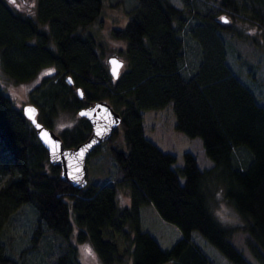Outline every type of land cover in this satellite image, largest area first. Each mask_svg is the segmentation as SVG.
Wrapping results in <instances>:
<instances>
[{"label": "trees", "instance_id": "16d2710c", "mask_svg": "<svg viewBox=\"0 0 264 264\" xmlns=\"http://www.w3.org/2000/svg\"><path fill=\"white\" fill-rule=\"evenodd\" d=\"M36 1L33 19L0 0V69L24 81L53 65L55 77L44 79L33 98L38 119L51 127L59 109L77 113L106 100L121 122L104 143L120 134L124 147L107 148L115 167L108 181L76 188L60 178L59 166L49 162L35 129L0 85V264H82L74 241L85 240L102 264H252L236 246L237 232L264 264V105L228 64L222 33L234 30L221 20L246 19L264 30V0H181L180 7L135 0L124 25L111 30L125 41L127 68L117 78L93 36L82 34L103 0ZM185 37L197 45L189 70L183 68ZM167 105L175 129L201 139L211 166L201 168L190 151L178 164L175 154L146 137L143 111ZM90 129L79 116L59 135L75 146ZM119 186L128 189L125 206L117 202ZM216 187L238 223L223 224L213 214ZM22 206L33 218L16 250L3 228Z\"/></svg>", "mask_w": 264, "mask_h": 264}, {"label": "rangeland", "instance_id": "374dc122", "mask_svg": "<svg viewBox=\"0 0 264 264\" xmlns=\"http://www.w3.org/2000/svg\"><path fill=\"white\" fill-rule=\"evenodd\" d=\"M10 8L15 11L27 14L35 19L36 0H6ZM180 7L181 0H171ZM135 3V0H103L102 10L99 17L82 29V34L89 33L96 42V51L102 62L108 68V57L116 55L124 60L120 71L127 68L125 58V41L112 35V29L124 25L128 18L127 10ZM228 23L234 33L223 32L224 41L228 42L226 48V60L232 70L249 85V88L256 95L258 101L264 105V55H262L261 45L264 46V30L246 19L234 18ZM38 26L48 30L47 23H38ZM256 45V46H255ZM185 57L184 67L189 70L194 62H197V45L195 42L185 37ZM258 71V75L254 73ZM56 69L53 65L40 68L33 77L24 81H15L8 77L0 69V85L4 92L11 98L16 108H21L27 103H34L35 98L41 91L37 88L44 79L55 77ZM258 81V82H257ZM256 82V83H255ZM261 98V99H260ZM78 114L69 109H59L52 118L51 129L60 133L63 129L71 128L78 122ZM175 118L170 105L162 109H151L143 111V126L146 137L155 142L162 150L175 154L177 163L182 162V153L190 151L197 159L201 168L211 166L212 161L205 155L201 139L199 137H189L183 132L175 129ZM104 143V142H103ZM100 144L98 150L93 155H88L86 159V176L88 182L103 183L108 181L115 172L114 163L108 152V146L123 148V141L119 135L109 143ZM117 202L119 206L129 203L128 189L119 186L117 189ZM210 206L215 217L223 224H235L240 221V217L235 210L225 201L221 189L216 187L210 199ZM33 214L29 206H22L4 224L3 230L10 236L11 245L19 250L27 241L32 225ZM243 233L237 232L234 235L236 246L242 250L243 255L252 263L259 264L251 255ZM42 241V240H41ZM77 257L82 264H102L98 254L88 240L76 242ZM45 244V243H41ZM163 264H173L167 261Z\"/></svg>", "mask_w": 264, "mask_h": 264}, {"label": "water", "instance_id": "95a60500", "mask_svg": "<svg viewBox=\"0 0 264 264\" xmlns=\"http://www.w3.org/2000/svg\"><path fill=\"white\" fill-rule=\"evenodd\" d=\"M221 20L228 19L222 16ZM107 60L109 73L113 78H117L124 60L116 55L109 56ZM113 61L117 62L118 67L112 63ZM65 80L72 85L70 75ZM76 94L79 98H83L81 87L76 88ZM21 111L35 129L41 145L46 149L49 162L59 166L60 178L76 188L84 187L88 182L86 176L88 155L105 142L121 122L120 114L112 108L108 101L102 99L92 101L77 110L78 116L87 119L90 123L89 135L75 146H66L59 134L38 119L36 104L27 103L21 107Z\"/></svg>", "mask_w": 264, "mask_h": 264}, {"label": "snow or ice", "instance_id": "6c2138e0", "mask_svg": "<svg viewBox=\"0 0 264 264\" xmlns=\"http://www.w3.org/2000/svg\"><path fill=\"white\" fill-rule=\"evenodd\" d=\"M112 63L118 67V64H117L116 61H113ZM114 70H115V69H114Z\"/></svg>", "mask_w": 264, "mask_h": 264}]
</instances>
